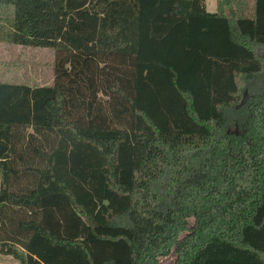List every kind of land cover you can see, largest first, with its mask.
<instances>
[{
	"label": "trees",
	"instance_id": "16d2710c",
	"mask_svg": "<svg viewBox=\"0 0 264 264\" xmlns=\"http://www.w3.org/2000/svg\"><path fill=\"white\" fill-rule=\"evenodd\" d=\"M215 4L0 0V43L53 51L49 85L0 81L1 255L264 264V0Z\"/></svg>",
	"mask_w": 264,
	"mask_h": 264
},
{
	"label": "rangeland",
	"instance_id": "374dc122",
	"mask_svg": "<svg viewBox=\"0 0 264 264\" xmlns=\"http://www.w3.org/2000/svg\"><path fill=\"white\" fill-rule=\"evenodd\" d=\"M206 10L214 12L215 0H205ZM53 51L49 48H32L0 43V81H13L29 86L49 85L52 81ZM141 136L142 134H138ZM150 135V134H149ZM163 135V140L177 154L196 145V142L184 138ZM135 183L146 186L163 163L162 156L155 147L153 136L135 138ZM192 225V220H188ZM181 235H184L182 233ZM174 248L169 255L160 258L159 264H174ZM0 264H17L9 256L0 254Z\"/></svg>",
	"mask_w": 264,
	"mask_h": 264
}]
</instances>
